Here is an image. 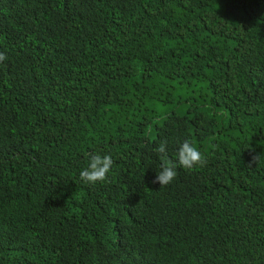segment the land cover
<instances>
[{
    "label": "trees",
    "instance_id": "16d2710c",
    "mask_svg": "<svg viewBox=\"0 0 264 264\" xmlns=\"http://www.w3.org/2000/svg\"><path fill=\"white\" fill-rule=\"evenodd\" d=\"M0 52V264H264V0H0Z\"/></svg>",
    "mask_w": 264,
    "mask_h": 264
},
{
    "label": "clouds",
    "instance_id": "9594fccd",
    "mask_svg": "<svg viewBox=\"0 0 264 264\" xmlns=\"http://www.w3.org/2000/svg\"><path fill=\"white\" fill-rule=\"evenodd\" d=\"M7 60V56L0 52V63ZM157 152L161 154V164L159 171L155 173L153 183L160 186H167L174 182L178 175V170L192 171L202 167L205 157L199 147L189 139H184L177 146V150L172 157L167 155V143L162 142ZM113 158L109 154H90V158L79 172L82 182L94 186L104 183L109 179L113 171Z\"/></svg>",
    "mask_w": 264,
    "mask_h": 264
}]
</instances>
